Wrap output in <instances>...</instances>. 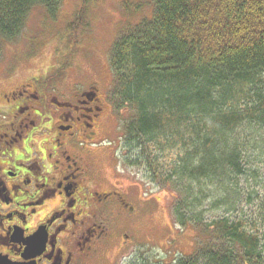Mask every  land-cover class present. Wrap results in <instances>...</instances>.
Instances as JSON below:
<instances>
[{
	"label": "trees",
	"instance_id": "obj_1",
	"mask_svg": "<svg viewBox=\"0 0 264 264\" xmlns=\"http://www.w3.org/2000/svg\"><path fill=\"white\" fill-rule=\"evenodd\" d=\"M62 1L0 0V54L31 9L54 18ZM92 1L81 0L73 32L87 27ZM120 11L109 101L115 112H133L121 125L123 163L147 169L165 187L187 182L180 190L188 199L191 185L214 187L221 196L215 204L236 212L232 184L251 161L241 131L264 127V0H121ZM188 199L173 213L181 225L193 223L201 242L171 264H264V233L255 222H205L193 212L198 197Z\"/></svg>",
	"mask_w": 264,
	"mask_h": 264
},
{
	"label": "flooded vegetation",
	"instance_id": "obj_2",
	"mask_svg": "<svg viewBox=\"0 0 264 264\" xmlns=\"http://www.w3.org/2000/svg\"><path fill=\"white\" fill-rule=\"evenodd\" d=\"M3 98L0 264L120 258L132 242L112 226L138 216L132 200L142 198L117 169L121 138L108 97L93 85L64 93L25 84Z\"/></svg>",
	"mask_w": 264,
	"mask_h": 264
},
{
	"label": "rangeland",
	"instance_id": "obj_3",
	"mask_svg": "<svg viewBox=\"0 0 264 264\" xmlns=\"http://www.w3.org/2000/svg\"><path fill=\"white\" fill-rule=\"evenodd\" d=\"M80 2L81 0H63L54 18H50L42 7L31 9L18 38L4 45L0 54V117L3 114L2 106L6 105L3 95L25 84L48 85L64 93L93 85L109 100L112 88L110 50L124 23L120 11L121 0L92 1L86 16L87 27L73 32L70 25L80 10ZM143 17L142 13L132 23ZM37 78L43 81H38ZM114 113L118 125L115 135L121 138V125L133 112L125 108ZM241 133L251 161L245 167L244 175L232 184L233 193L240 195L239 200L233 198L236 212L226 206L216 205L215 202L221 196L216 188L206 184L201 187L191 185L190 195L199 199L193 212L202 213L205 222L223 216L249 218L262 234L264 156L256 155L261 154L259 147H263L264 151V127L258 130L254 127V130ZM122 148V144L116 148L117 169H124L120 176L128 177L130 192L139 194L142 199L138 201L136 196L132 200L138 216L130 220H119L112 226L115 235L123 231V234L130 236L132 245L117 260L113 252H108L105 257L109 262L107 264H171L181 256L192 255L196 244L201 240L193 223L183 226L173 213L176 204H180L182 199H188V194L181 192L188 185L187 182L171 187H165L158 181L151 182L147 169L131 168L123 163L129 155ZM113 179L116 180V177ZM190 212L183 214L189 217ZM105 260L100 259L99 264H106Z\"/></svg>",
	"mask_w": 264,
	"mask_h": 264
}]
</instances>
